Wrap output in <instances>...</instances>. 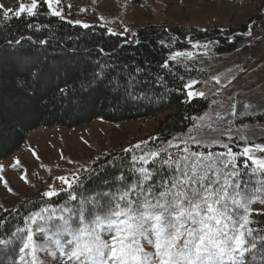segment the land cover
<instances>
[{
    "label": "snow or ice",
    "instance_id": "snow-or-ice-1",
    "mask_svg": "<svg viewBox=\"0 0 264 264\" xmlns=\"http://www.w3.org/2000/svg\"><path fill=\"white\" fill-rule=\"evenodd\" d=\"M40 3L30 0L16 9L0 4V12L5 20L34 17ZM43 3L52 15L63 17L61 0ZM72 23L90 27L79 20ZM191 56L176 52L172 59ZM198 83L184 84L190 99L206 95L193 90ZM258 108L264 109V100L244 105L245 111ZM229 115H236L234 105ZM232 131L209 125L198 136L176 138L159 148H147L142 141L124 149L139 154L130 157L131 180L125 183V172L119 171L120 190L115 193L88 194L85 180L95 169L83 178L79 173L57 177L65 187L50 185L42 197L52 201L63 193L64 202L34 206L38 210L21 217L8 233L11 239H0V246L19 239L21 264H264V228L255 226L252 210L253 204L264 203V144L240 133L234 151ZM22 178L27 182L26 171ZM6 223L0 219V227Z\"/></svg>",
    "mask_w": 264,
    "mask_h": 264
},
{
    "label": "trees",
    "instance_id": "trees-1",
    "mask_svg": "<svg viewBox=\"0 0 264 264\" xmlns=\"http://www.w3.org/2000/svg\"><path fill=\"white\" fill-rule=\"evenodd\" d=\"M231 1L244 4L252 0ZM18 3L8 0V9L18 8ZM72 22L52 15L43 0L34 17L5 20L0 12V161L22 147L33 130L75 128L94 120L118 124L163 116L149 135L147 148L166 146L168 141L177 142L176 138L187 139L211 99H190L184 84L200 79L207 71L199 62L173 60L172 56L202 45L213 48L216 55L233 53L246 48L247 33L252 30L248 23L226 29L147 24L129 36L113 34L98 23L84 28ZM262 22L264 16L260 15L256 23ZM256 30L253 27L251 34ZM239 118H244L240 123H262L264 109L250 110ZM131 155L138 152L128 154L120 149L95 158L89 172L80 174L83 178L91 169L96 170L90 180H85L88 194L119 191L116 176L120 170L125 172V183L132 179ZM43 192L37 188L7 212V208L0 210V219L7 221L0 227V239H11L8 233L20 225L26 213L38 210L34 206L66 199L62 193L60 198L46 201ZM259 205L264 203L252 205L255 226L264 228V211L255 210ZM21 243L17 239L8 247L0 246V262L21 264Z\"/></svg>",
    "mask_w": 264,
    "mask_h": 264
},
{
    "label": "rangeland",
    "instance_id": "rangeland-1",
    "mask_svg": "<svg viewBox=\"0 0 264 264\" xmlns=\"http://www.w3.org/2000/svg\"><path fill=\"white\" fill-rule=\"evenodd\" d=\"M19 1L30 4V0ZM262 1L237 4L231 0H61L58 8L64 17L73 21L88 25L98 23L107 26L112 33L129 36L147 24L226 29L248 23L250 29L255 27L257 30L253 35L252 30L247 33L246 48L239 51L216 55L213 48L202 45L190 51L191 58H178L199 62L207 71L200 79L190 81H199L193 90L202 91L211 99L210 107L197 118L196 129L190 135L198 136L209 125L214 129L231 127L236 138L232 146L237 149L241 143L240 133L249 136L253 143L264 144V122H238L244 119L239 116L248 112L244 110L246 103L251 101L255 105L264 100V23H256L260 15L264 16ZM7 3L8 0H0L6 9ZM233 105L234 117L229 115ZM162 117L118 124L94 120L75 128L54 126L33 130L22 147L0 161V210L8 209L37 188L47 191L53 184L57 189L65 187L57 177L81 174L83 168H89L99 155L126 149L142 141L148 143L149 135ZM253 132L257 135L252 136ZM17 159L18 164L15 163ZM25 171L27 182L22 178ZM255 210L264 211V205L256 206ZM37 242H42L39 234Z\"/></svg>",
    "mask_w": 264,
    "mask_h": 264
}]
</instances>
